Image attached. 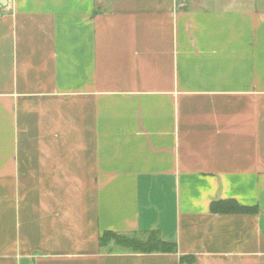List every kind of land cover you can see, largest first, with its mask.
<instances>
[{
  "label": "crops",
  "instance_id": "obj_1",
  "mask_svg": "<svg viewBox=\"0 0 264 264\" xmlns=\"http://www.w3.org/2000/svg\"><path fill=\"white\" fill-rule=\"evenodd\" d=\"M5 1L0 264H264V7Z\"/></svg>",
  "mask_w": 264,
  "mask_h": 264
},
{
  "label": "trees",
  "instance_id": "obj_2",
  "mask_svg": "<svg viewBox=\"0 0 264 264\" xmlns=\"http://www.w3.org/2000/svg\"><path fill=\"white\" fill-rule=\"evenodd\" d=\"M212 214L248 213L253 209L238 205L234 200L214 202L210 206ZM114 240L115 246L133 253H173L174 246L163 242L156 232L144 234L119 235L112 232H104L100 238V245L105 247Z\"/></svg>",
  "mask_w": 264,
  "mask_h": 264
},
{
  "label": "rangeland",
  "instance_id": "obj_3",
  "mask_svg": "<svg viewBox=\"0 0 264 264\" xmlns=\"http://www.w3.org/2000/svg\"><path fill=\"white\" fill-rule=\"evenodd\" d=\"M230 2H231V0H216L215 4L217 6L223 7L225 5H228ZM242 2L243 3H245V2H254L256 7H264V0H242ZM109 242L112 245L114 244V240H110Z\"/></svg>",
  "mask_w": 264,
  "mask_h": 264
},
{
  "label": "water",
  "instance_id": "obj_4",
  "mask_svg": "<svg viewBox=\"0 0 264 264\" xmlns=\"http://www.w3.org/2000/svg\"><path fill=\"white\" fill-rule=\"evenodd\" d=\"M5 4H6L5 0H0V5L5 6Z\"/></svg>",
  "mask_w": 264,
  "mask_h": 264
}]
</instances>
